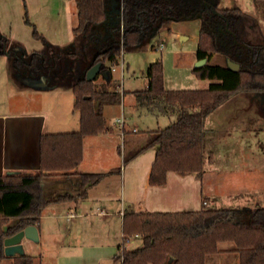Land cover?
Here are the masks:
<instances>
[{"label":"trees","instance_id":"1","mask_svg":"<svg viewBox=\"0 0 264 264\" xmlns=\"http://www.w3.org/2000/svg\"><path fill=\"white\" fill-rule=\"evenodd\" d=\"M115 1L116 6L113 0H76L75 48L85 38L98 35L92 27L110 20L115 22L110 30L113 34L119 31L120 36L97 53L89 69L102 63V72H111L123 53L143 51L146 38L170 31L172 23L201 21L197 59L207 58L208 62L192 72L199 79L217 83L205 90H168L162 61L151 63L146 73L148 88L134 91L137 107L155 115H173L175 120L164 129L149 131L144 145L123 152L126 165L143 151L157 147L149 179L152 186H165L169 172L201 178L206 161L207 116L239 93H264V29L256 16L236 4L222 8L221 0ZM254 1L264 4V0ZM25 22L33 26V35L44 42L45 48L30 53V62L16 57V67L32 66L27 76L40 77L44 75L40 66L51 44L30 22L27 12ZM9 42L10 38L0 33V56L9 51ZM72 53L75 55L76 51ZM217 57L223 58V62L214 61ZM229 60L239 64L237 71L229 67ZM97 81L98 77L89 81L85 75L72 83L74 110L80 116L79 130L42 135L39 171L0 177V263L8 258L6 238L30 225L37 226L43 211L52 203L86 199L92 187L114 173L78 170L84 157L85 137L108 132L104 108L121 101V94L111 88L112 79L103 77L100 83ZM208 156L213 162V154ZM48 181L49 189L65 187L70 191L50 196L46 190ZM245 211L250 216L248 221L240 219L234 209H214L204 204L197 211L127 212L120 253L114 262L169 264L172 258L170 264H207L211 256L234 253L239 264H264V207ZM136 236L143 245L127 249L126 245ZM225 242L234 247L221 249L220 244ZM13 258L14 264H34V257L25 253Z\"/></svg>","mask_w":264,"mask_h":264},{"label":"rangeland","instance_id":"2","mask_svg":"<svg viewBox=\"0 0 264 264\" xmlns=\"http://www.w3.org/2000/svg\"><path fill=\"white\" fill-rule=\"evenodd\" d=\"M30 2L35 7H28ZM235 4L256 16L260 26L264 29V4H258L254 0H221L222 8H231ZM26 12L38 32L53 43H50L49 54L40 66L50 85L44 89H36L28 85L31 77L27 76L29 75L27 71L33 68L32 66L24 64L16 67L15 63V58L18 56L25 63L30 62L28 56L30 53L45 48L44 42L33 35V26L25 22ZM77 18L75 0H0V33L10 38L9 51L6 52L11 54L0 56V112L18 113L30 109L32 111L43 110L50 114L52 121L59 120L60 125L57 129H68L64 123L72 122L70 104L75 101L73 90L70 88L72 83L79 77L87 75L89 67L100 50L120 38L119 31H114L113 34L110 30L115 25V22L110 20L92 27L98 35L85 38L75 48L72 38L73 29L78 24ZM200 25V19L174 22L170 26V31L164 30L159 35L150 39L146 38L143 51L123 53L119 66L111 77V88L121 94V101L105 106L104 116L108 126H115L114 119L124 113L131 128H136L138 131L135 135L143 136L147 130L164 129L173 122L174 119L169 122L168 117L157 119L144 108H138L135 111L132 107L135 99L131 96H134V91L145 88L147 69L156 60H161L163 63L165 84L168 90H205L211 84L217 83V80L199 79L192 72L198 62ZM73 51H76L75 55ZM214 61L223 62V58L217 57ZM6 73L13 75L14 85L10 84ZM32 79L35 80L37 77ZM98 80L97 82L100 83L103 77L99 76ZM54 87L57 89L53 91ZM124 94L126 99H124ZM75 112L79 115V112ZM205 125L208 150L213 149L218 155L216 169L212 172L210 167L207 169V184H211L215 178L217 181H226L228 185L225 190H220L224 191L221 204L214 198L213 203L208 206L214 209H234L238 211L240 219L248 221L250 216L245 211V207H236L235 203L240 202L239 199L242 202L249 198L248 203L251 202L252 205L253 200H256L259 194L255 197L254 190L251 194L244 193L241 197L234 199V195L229 194L232 192L229 184L230 180L233 184L236 182L234 184L236 187L250 184L253 179L252 176H245L247 173L245 168L259 166L263 162L261 154L264 151L262 130L264 129V93L237 95L208 115ZM120 146L121 153L118 152ZM125 147H128L127 142L125 145L123 139L119 138L116 147L117 156H123L125 149L128 150ZM252 150L257 151L259 156H252ZM205 159L207 165V151ZM122 165H124L123 161ZM229 165L240 167L242 170L240 172L238 168L229 173L230 169L226 168ZM48 183L49 181L46 182V190L50 196L70 191L65 187L49 189ZM65 183L68 184L66 181ZM44 242H32L25 250V253L35 256H33L34 264L39 262L40 255L44 261L55 257V253L52 252L55 247L52 238L45 244ZM142 245L143 241L140 238L135 243L128 244V249L133 250ZM233 247L234 244L231 242L220 244V248L232 249ZM233 254L228 255V259L225 256L226 260L221 263L239 264L238 257ZM216 256L209 257L207 264L220 262L221 259Z\"/></svg>","mask_w":264,"mask_h":264},{"label":"crops","instance_id":"3","mask_svg":"<svg viewBox=\"0 0 264 264\" xmlns=\"http://www.w3.org/2000/svg\"><path fill=\"white\" fill-rule=\"evenodd\" d=\"M32 6L34 5L30 2L28 7ZM72 40L74 41V36ZM49 42L51 43V41ZM111 72L113 75L114 71ZM43 76L37 77L35 80L37 81ZM6 77L10 84L14 85L13 75L8 73ZM30 77L31 80L34 78L33 75ZM148 84L149 81L146 78L145 88L142 90L147 89ZM48 86L50 85L48 84ZM56 89L54 87L53 91ZM133 95L131 97H134L135 100L132 102V107L136 111L138 109L137 98L135 94ZM236 96L231 97L226 102ZM124 99H126L125 94ZM70 106V114L73 120L64 123L68 129H57L60 125L59 120L52 121L50 114L43 110L32 111L30 109L18 113L0 112V177L10 174H32L40 170L42 135L79 130L80 116L74 110V102ZM152 115L157 119L168 117L169 122L175 120L173 115ZM122 118L124 119L123 125L118 122ZM114 125L108 126L109 131L106 133L85 137L84 157L78 167V170L82 172L113 171L114 173L92 187L86 199L52 203L43 211L37 224L39 241H45V244L52 238L55 244L52 252L55 253V257L44 261L40 255L37 264H115L114 258L120 253L119 245L123 238V220L127 212L139 214L141 212L197 211L202 208L205 200L209 202V205L213 203L214 198L219 204L223 201L222 193L224 191L220 190L227 188L226 181H217L214 178L211 184H207V169L210 167L212 172L218 165L217 152L213 149L208 150L207 139L206 151L208 154L212 153L214 159L213 162H210L208 156L207 165H204V173L201 178L194 174L182 176L176 172H169L165 186H152L149 179L157 147L143 151L126 165H122L123 156H117L116 147L119 138L123 139L125 145L127 142L128 147L125 148L128 150L144 145L148 132L157 129L147 130L143 136L135 135L138 131L136 128H131L132 126L128 124L124 113L114 119ZM262 130L264 132V129ZM118 148V152L121 153V146ZM263 152L260 153L263 160L261 165L245 168V172L248 173L245 176H252L253 179L250 184L236 187L234 185L236 182L233 184L230 180L229 188L232 192L229 194H233L234 199L241 197L244 193L251 194L254 190L255 197L259 194L258 198L253 200L252 205L251 202L248 203L249 198L242 202L239 199L240 202L235 203L236 207L243 206L245 210H249L264 206ZM251 155L259 156L258 152L254 150H252ZM115 156L117 157L115 158ZM119 168L121 170L117 172ZM226 168L230 169L229 173L238 168V171L242 170L240 167L232 165ZM138 239L140 237L136 236L128 244L131 245ZM32 242L35 241L23 240V253L26 252L25 250L29 248ZM128 244L126 245L127 249ZM221 249L224 250L225 248ZM228 255L218 254L216 257L221 260L220 262L216 261V264H223L221 261L228 259ZM14 256H8L0 264H14Z\"/></svg>","mask_w":264,"mask_h":264},{"label":"water","instance_id":"4","mask_svg":"<svg viewBox=\"0 0 264 264\" xmlns=\"http://www.w3.org/2000/svg\"><path fill=\"white\" fill-rule=\"evenodd\" d=\"M113 5H117V1L113 0ZM5 55H9V53L5 52ZM208 62L207 58L198 60L197 62V66L196 67H202L204 66L206 63ZM229 67L234 70L237 71L239 69V64L234 63L232 61H228ZM102 67V63H97L95 64L93 67H91L89 69V71L87 72L86 75V79L89 81L95 80L97 77L102 76L104 78L107 79H112V72H107L104 71L102 72L101 70ZM28 80V79H27ZM28 85L31 87H34L36 89H44L48 87L47 84V80L46 77H42L39 80H34V79H29L28 80ZM24 239H29V240H33V241H39V232H38V228L35 225H30L28 227H26L24 230L20 231L19 233L10 236L8 238H6L5 240V254L7 256H14V255H18V254H22L23 253V240ZM172 258L169 261V264L171 263Z\"/></svg>","mask_w":264,"mask_h":264},{"label":"built area","instance_id":"5","mask_svg":"<svg viewBox=\"0 0 264 264\" xmlns=\"http://www.w3.org/2000/svg\"><path fill=\"white\" fill-rule=\"evenodd\" d=\"M118 66L119 65L113 66L112 69H111V71H115ZM118 122L123 125L124 124V119L122 118V119L118 120ZM203 204L207 206V205H209V202L207 200H205L203 202Z\"/></svg>","mask_w":264,"mask_h":264}]
</instances>
